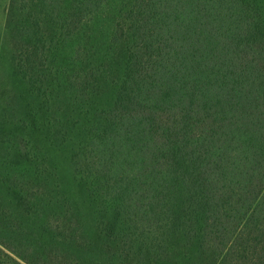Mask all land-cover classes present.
Wrapping results in <instances>:
<instances>
[{
    "label": "trees",
    "instance_id": "trees-1",
    "mask_svg": "<svg viewBox=\"0 0 264 264\" xmlns=\"http://www.w3.org/2000/svg\"><path fill=\"white\" fill-rule=\"evenodd\" d=\"M105 2L34 0L14 41V67L47 72ZM113 54L125 72L116 103L98 114L75 158L108 216L109 261L130 264L139 244V262L264 264L259 1L136 0ZM17 200L25 209L33 204ZM16 256L0 248V264H83L58 250Z\"/></svg>",
    "mask_w": 264,
    "mask_h": 264
},
{
    "label": "rangeland",
    "instance_id": "rangeland-1",
    "mask_svg": "<svg viewBox=\"0 0 264 264\" xmlns=\"http://www.w3.org/2000/svg\"><path fill=\"white\" fill-rule=\"evenodd\" d=\"M33 2L0 0V248L18 259L58 250L83 264H112L103 249L107 213L77 174L75 158L98 114L116 103L125 72L113 39L136 0H106L43 74L13 65ZM19 196L32 206L21 207ZM138 250L130 264H188L177 256L139 262Z\"/></svg>",
    "mask_w": 264,
    "mask_h": 264
}]
</instances>
